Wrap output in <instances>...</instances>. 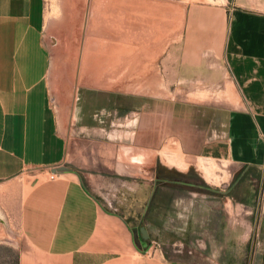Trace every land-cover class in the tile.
Wrapping results in <instances>:
<instances>
[{
  "label": "crops",
  "instance_id": "1",
  "mask_svg": "<svg viewBox=\"0 0 264 264\" xmlns=\"http://www.w3.org/2000/svg\"><path fill=\"white\" fill-rule=\"evenodd\" d=\"M77 4L89 6L80 37V11L70 8ZM44 5L0 0V199L17 200L11 211L22 239L18 264H229L214 253L193 259L161 246L154 226L161 208L157 178L173 188L163 195L165 231L182 230L193 212L200 220L204 207L177 204L184 178L160 161L108 159L110 145L125 143L106 139L145 135L163 110L164 127L171 126L173 86L184 97L179 102L227 103L211 110L217 138L203 143L200 154L238 166L235 178L248 173L258 184V206L264 200V0H52L48 12ZM92 102L117 117L110 124L115 130L101 115L102 125L86 124ZM125 118H132V132ZM76 120L84 122L79 129ZM86 131L102 140L88 143L78 136ZM133 146L152 149L145 141ZM68 148L99 157L66 162ZM59 166L67 170L50 177ZM44 169L47 178L27 175Z\"/></svg>",
  "mask_w": 264,
  "mask_h": 264
},
{
  "label": "rangeland",
  "instance_id": "2",
  "mask_svg": "<svg viewBox=\"0 0 264 264\" xmlns=\"http://www.w3.org/2000/svg\"><path fill=\"white\" fill-rule=\"evenodd\" d=\"M51 1L45 0L46 5H44V8L47 12L50 9L52 11V7L49 5ZM188 1L219 3L220 0ZM59 8L64 10L68 6L61 5ZM70 8L72 10L76 8L80 11V16L76 19L77 26L80 28V37V34L83 33L81 31L83 27H80L83 24L82 14L89 6H78L77 4V6L73 5ZM56 10L54 9V12ZM178 90V87L173 86L172 94L167 96L173 100L172 110L175 109V113L172 115L171 126L164 127V122L168 120V117H163L164 110L163 112L161 110L160 116L156 117L157 122L154 124V128H149V131L145 135L139 134L135 136L132 133H125L124 135L117 134L116 136L114 133L108 134L106 140H109V143L122 141L125 144L123 145L124 148L121 149L120 147L117 149L115 145H110L107 157L108 159L117 157L124 159L136 158L141 159V161H149V163L155 159L157 162L160 161L161 164L167 167V170L171 171L172 169V171L184 178L185 184H183L182 188L185 192L182 195L178 194L177 204L188 208L190 211L195 205H202L204 207V210H201L203 215H201L200 220V214L195 215L193 212L192 215L187 216L182 230H173L174 232L171 233L165 231L163 228L162 211L164 203L163 195L165 190L169 191L173 190V188L169 186L170 184L162 182V180L158 181V178L156 179V205L161 208L158 209L156 214L157 223L154 226L156 234L159 237V243L162 247L163 243L166 244L165 250H168L172 254L193 257V259L196 255L200 257L201 252H203V255L214 253L216 257L228 259L229 264H261L259 260L261 257H264V200L260 199L258 206L256 205L257 198L255 197H257L258 184L251 179L238 182L231 190V202H224L222 194L227 190L232 181L235 180L234 175L239 167L229 165L223 161H215L207 158L206 154H200V148L203 143L211 142L217 138L218 128H216V125L218 126V123L214 122V124L211 123L212 125H210V121L212 120L211 110L218 106L222 108L227 107V103L210 101L179 102L184 97L180 96ZM71 95L69 97L70 106H72L71 101H73ZM159 96L163 97L164 95ZM174 100L177 101L174 102ZM179 104L190 105L188 106L190 109H186L185 107L176 108V105L178 106ZM99 106V104L91 103L89 114L93 115V120L89 118L86 124L93 122L94 125H102L99 122L100 118L97 117V115H101L102 121L111 128L109 131L115 130L110 124L117 117L115 115H108L110 111H106V108H103L104 106L100 110ZM80 108V99L77 96L75 109L80 110ZM215 112L214 115H221V113ZM125 119L127 122L125 121L124 124L126 123L129 126L125 127V130L132 132L131 130H134L131 128L132 118ZM81 123L84 122L76 120L74 124L77 126H73V128L79 129L78 126ZM86 128L88 127L86 126ZM213 129L216 132V136L213 133ZM220 130H222V127ZM78 136L86 138L88 143L102 140L100 134H91L90 131H86V134H78ZM69 141H74L73 135ZM138 141L147 142L148 146L150 145L149 147H152V149H133V144ZM97 157L99 155L94 152L89 153L86 150L78 151L68 148L65 150L64 160L73 163L75 159L85 160L90 158L89 160H91V158L97 159ZM174 166L182 171L177 172ZM32 174H38L37 176L42 179L49 177L50 173L49 170L45 169L42 171H28L27 173V175ZM160 175H163V173L160 172ZM218 189L221 191L217 194L216 191ZM15 201H17L15 198L0 199V264H17L16 262L19 259L22 248V239L19 236L17 223L13 217L15 212L11 211V208L14 210L16 207ZM11 205L13 206L10 207ZM5 208H8V216L5 214ZM217 224L218 229L216 228ZM198 262L206 264V261Z\"/></svg>",
  "mask_w": 264,
  "mask_h": 264
},
{
  "label": "trees",
  "instance_id": "3",
  "mask_svg": "<svg viewBox=\"0 0 264 264\" xmlns=\"http://www.w3.org/2000/svg\"><path fill=\"white\" fill-rule=\"evenodd\" d=\"M249 174L253 175V171H249ZM248 177H249V175L246 172H243L242 174H239L235 178V180L227 187V190L222 195L232 197V194H230V193H231V190L234 188V186L236 184H238V182L248 179ZM16 263L18 264L19 260Z\"/></svg>",
  "mask_w": 264,
  "mask_h": 264
},
{
  "label": "water",
  "instance_id": "4",
  "mask_svg": "<svg viewBox=\"0 0 264 264\" xmlns=\"http://www.w3.org/2000/svg\"><path fill=\"white\" fill-rule=\"evenodd\" d=\"M67 168L65 166H59V167H53L51 169V173H57V172H62V171H66Z\"/></svg>",
  "mask_w": 264,
  "mask_h": 264
},
{
  "label": "built area",
  "instance_id": "5",
  "mask_svg": "<svg viewBox=\"0 0 264 264\" xmlns=\"http://www.w3.org/2000/svg\"><path fill=\"white\" fill-rule=\"evenodd\" d=\"M55 174H50V177H53Z\"/></svg>",
  "mask_w": 264,
  "mask_h": 264
},
{
  "label": "bare ground",
  "instance_id": "6",
  "mask_svg": "<svg viewBox=\"0 0 264 264\" xmlns=\"http://www.w3.org/2000/svg\"><path fill=\"white\" fill-rule=\"evenodd\" d=\"M117 25V24H116ZM111 30V29H110Z\"/></svg>",
  "mask_w": 264,
  "mask_h": 264
}]
</instances>
